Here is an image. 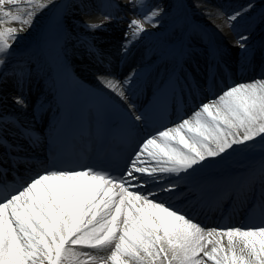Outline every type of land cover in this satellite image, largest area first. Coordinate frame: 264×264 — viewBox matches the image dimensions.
Here are the masks:
<instances>
[{
	"label": "snow or ice",
	"instance_id": "1",
	"mask_svg": "<svg viewBox=\"0 0 264 264\" xmlns=\"http://www.w3.org/2000/svg\"><path fill=\"white\" fill-rule=\"evenodd\" d=\"M51 3L0 0V83L9 76L22 83L23 74L6 67L13 42ZM128 3L135 13L124 51L148 25L158 27L163 11L149 0ZM247 39L238 37L242 50ZM101 79L122 99L131 83V77L123 84ZM14 102L25 106L22 96ZM13 129L30 144L39 140L30 128L0 117V264H264V219L204 226L173 202L180 185L168 180L236 145L264 139V79L230 84L190 116L144 138L120 175L91 164H51L21 178L17 163L28 162L19 155L23 147L8 139Z\"/></svg>",
	"mask_w": 264,
	"mask_h": 264
},
{
	"label": "bare ground",
	"instance_id": "2",
	"mask_svg": "<svg viewBox=\"0 0 264 264\" xmlns=\"http://www.w3.org/2000/svg\"><path fill=\"white\" fill-rule=\"evenodd\" d=\"M56 1L57 0H52V3H55ZM193 1L195 2V0H193ZM149 2H150V4L156 5L159 8L163 9L161 15L158 17V20L161 19L160 21H158V26H159V24H162L163 21L167 20V17H163V15L167 14L168 7L171 4H173L174 1L173 0H149ZM245 2H248V1H246V0H242V1H238V2H237V0L234 1L233 4H230L229 5V8L231 10L230 12L235 13L236 12L235 10H237L239 8H240V11L246 9L245 7L247 5L244 6ZM95 3H96L95 0H71V4H70L71 5V7H70L71 10H70V15H69L70 21L75 20L76 18H86V15L87 14H89V13H91V12L94 11L93 9L95 7ZM118 3H123L124 4V2H122V1H118ZM21 6L20 7L22 9H26L28 7V5H26V4H21ZM248 6H249V4H248ZM118 12L122 16H125V17L128 16V17H130L131 15H133L135 13V9H133L132 6L130 4H128L127 6H125V8H122V10H118ZM222 15H223V12L221 10H219L217 12V16L218 17H221ZM261 15L263 17V14H261ZM198 17L201 18L202 15L199 14ZM36 18L37 17H35L34 22H33L32 25H34L36 23V21H37ZM81 21L82 22H85V20H81ZM245 23H247V24L244 27L249 28V32L246 34L247 37L249 38V41H252L254 39H258L259 35L260 34L262 35L264 33V26L263 25L260 26V27L259 26L258 27L257 26L256 27H253V25H252L253 23L252 22L250 23V21H245ZM9 26H11V25H9ZM118 32H119V28L118 27L113 28L111 30L112 38H113L112 39V42L114 44H112L110 47L112 49L114 48L115 50H117V49L119 50L121 44L119 45L118 43H121L122 42V40L119 41L118 38H117V33ZM219 33L221 35L220 37H225V36H228L229 37L226 42H223V43L222 42H219V43H220V47L222 48L223 51H228L229 53H231V49L230 48H231V45L233 44L232 42H234L233 38L230 37L229 33L226 31L225 28L221 32H219ZM72 35H73V33L70 32V37ZM77 39H79V37H76V39H75V37L72 38V40H77ZM23 40L25 42L28 39H24L23 38ZM103 44L105 46L107 45L106 42H103ZM103 44H102V47H105V46H103ZM108 48L109 47L107 46L106 49L107 50H110ZM20 51H23V54H25V55L27 54V53H25L26 51H25L24 47L17 46V45H13L12 55L9 58V62L10 61H11V63H16V61L17 62H20V61H25L26 62V60L29 59V57H24L25 55H23L22 53H19ZM104 53L106 54L105 55L106 61H108V62L109 61H113L112 57H110L111 54L108 53V55H107V52H104ZM29 61H33L35 63V65H38L37 58H34L32 60H29ZM27 65L33 66V63L27 64Z\"/></svg>",
	"mask_w": 264,
	"mask_h": 264
},
{
	"label": "rangeland",
	"instance_id": "3",
	"mask_svg": "<svg viewBox=\"0 0 264 264\" xmlns=\"http://www.w3.org/2000/svg\"><path fill=\"white\" fill-rule=\"evenodd\" d=\"M259 4L264 5V0H259Z\"/></svg>",
	"mask_w": 264,
	"mask_h": 264
}]
</instances>
